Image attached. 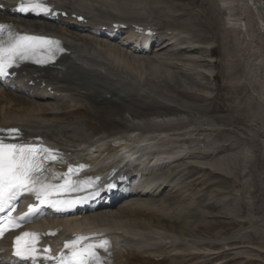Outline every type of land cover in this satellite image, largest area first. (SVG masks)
Here are the masks:
<instances>
[{
  "label": "bare ground",
  "instance_id": "1",
  "mask_svg": "<svg viewBox=\"0 0 264 264\" xmlns=\"http://www.w3.org/2000/svg\"><path fill=\"white\" fill-rule=\"evenodd\" d=\"M146 1L149 2V4L155 3L154 0H51V3L57 5L58 8L69 10L71 14L77 13L78 15H86L87 18H89L88 26L82 24L81 27H79L76 20L73 21L71 19H60L54 22L46 20L16 19L17 24L23 25L26 28L49 31L52 34L59 35L63 39L69 53L63 56L53 67L45 69H27L29 74L27 83L30 81L35 83L46 82L49 86L54 87L55 94L59 93L62 96L68 95L69 102L55 95L56 101L61 102L60 106H56L58 104V102H56V105L50 107L42 103L45 95L49 94L46 90L43 91L41 96L37 95L33 97L30 96V94H26L25 90L6 91L0 89V126H21L25 130V135L31 137L43 135L48 138L53 145L60 146L61 149L65 148L68 154L74 156H76L77 153L72 150L73 147L71 145L65 143V140L70 142L78 140L89 143L91 144L90 146L93 147H96L95 145L97 142H102L103 145L97 146V151H92L90 157L93 156L95 152L104 151L106 153H116L120 150L121 152L128 151L129 157L125 158L132 159L135 155L134 152L138 153V151H141L143 148L145 152L148 150L151 142H157L164 135H171L170 132L186 130L190 127L203 130V126L210 127L217 124L221 120L219 117H214L210 120L203 117H196V115H201L202 113L206 116L210 115V110H205V107L203 109L204 111L202 110L203 112H200V110L196 111L195 108L189 107L187 104L182 105L183 107H181L180 110L166 105H159L160 107L155 109L154 112L148 108L150 103L155 105L158 103L163 104L166 100L181 102L179 101L180 97L178 94H182L185 100H191V98L185 91H180L178 93L167 79L159 82L156 81V78H158L156 76L161 72V68L167 64L163 63L161 59L145 57L144 51L149 48V45H147V38L144 34H133L132 32H134V29L131 30V34H127V38H135L136 43H141L143 45V48H133L132 52H129L127 48H129L128 43L130 40L126 43H117L115 39L103 35V31L101 32L98 28L103 26L112 27L113 23L116 22H123L126 24L135 23L139 26H144L145 29L151 28L158 31L160 38H162V40L158 41V50L167 48L166 41H173V37L179 36V34H177L178 32H187L186 28L174 25L177 19L174 18L173 21L171 19H165V16V18L162 17V15L168 14L167 7L160 5L147 10L145 7L147 5ZM209 1L206 13L209 14L211 22L209 24L206 23L207 27H205L204 24L205 28H203L204 31L213 33L214 38L212 39H216L219 43V48L223 49L221 51L222 55L231 59L230 66L227 69L229 71H226L228 74L227 77L229 80H238V83H245L239 86V89L237 88L238 91L240 90L239 92H243L246 88L252 87L254 91L259 89L264 93V52H261V55L258 54L259 51L256 53V50H254L256 48L252 46L253 49L251 45L244 46L245 48L239 50V45L243 47L244 42L242 43L239 41L240 39L238 40L231 36V33L237 36L240 34L237 30V23L243 20L239 17L243 10H241L238 17L236 16L238 15L237 13L235 14L233 12L235 15L231 14V16L234 17L228 19L231 24V30L219 29L221 23L219 21L220 26L216 23L218 15L221 14L218 0ZM222 1L223 6H227L225 8L227 11L231 12V10H233L232 8L235 9L233 6L235 4H232L233 1ZM248 3L251 6H249V13L251 14L250 17H245L246 19L249 18V22L246 20L247 25L250 23L251 26L252 23L255 22L254 18L256 17L260 22L256 20L257 25L259 23L261 27L263 26L264 28V0H248ZM195 4H199V0H196ZM90 10L93 11L91 12ZM245 11L246 10H244V12ZM160 13L162 14L160 15ZM183 15L184 12L179 16ZM1 16L3 15H0V17ZM161 18L163 20H161ZM172 21L173 24H171ZM87 27L88 30H86ZM168 27L174 28L175 31L177 29L178 32L173 31L172 34L164 33L163 30L172 31V29ZM255 27L251 26L249 29ZM250 31L251 29L248 32ZM252 33H255V31ZM104 34H108V32ZM166 35L172 36L167 37ZM156 39L158 38L156 37ZM201 40L203 43L204 38ZM261 40L264 45V34ZM186 42L187 40H184V44L190 45V47L183 45L184 52H195L201 47L196 44V41H194L193 45ZM239 52L240 56L238 55ZM139 54L144 56H138ZM257 58H260V63L255 62ZM240 59H242V61ZM168 67L170 66L168 65ZM258 75H260L259 77L261 78L263 77L262 82L258 80ZM142 84L144 85L143 88L141 86ZM177 84H180L179 81H177ZM163 86L165 87L164 89ZM171 86H173V88ZM32 88L31 86L27 90ZM174 93L175 96H172L171 94ZM184 114H186L185 116H187L188 120H186L187 118L172 120L170 117L173 115L175 118V116L178 117V115ZM256 115L257 113H255V118L259 120V115ZM148 116L165 117L169 118V120H151L149 118L147 120L144 119L145 121L143 120L142 122L136 121L138 119L148 118ZM230 118L231 117H229V119ZM241 118H231V125L239 124L240 121L243 120H241ZM51 122L56 123L54 125L46 124ZM224 124L226 125V123ZM192 131L194 132V130ZM179 132L183 133L182 131ZM136 133L138 136H131ZM120 136L122 137L120 138ZM131 148H133V150H131ZM159 153L160 157H157L156 160L161 161L160 165L170 160H176L181 156L179 154H174L172 158H167L163 156L166 153ZM132 154L134 155L132 156ZM156 154L157 153L144 154L142 168L147 169V160L150 161L151 159H155ZM150 155L152 158L146 159ZM153 156L155 157L153 158ZM76 157L82 156L79 154ZM235 158L233 156H226L223 161H219L215 165H217L220 170L223 169L221 167L224 165L227 167L226 170H229L226 173H232L234 167L233 159ZM112 159L113 162H109L111 159L108 157L93 162L86 159L85 164L89 165V169L92 171L89 173V175H91L90 177L94 180L103 175H112V173H115L116 167L120 166L117 163L124 161V158L123 156L117 155ZM107 161L108 163H106ZM157 161H155V165H158ZM97 165L101 168L93 172L94 167H97ZM223 170L226 171L225 169ZM136 171H138L137 175L141 177L143 174L142 169ZM190 174H193V172ZM168 178L170 181L171 176ZM166 181L168 180L160 183L158 187H154L152 179H149L143 188L145 190L144 193L149 191L151 193L154 192V194H161V188L164 187L163 185L166 184ZM201 184L202 182H196V185ZM171 198L168 202H159L157 200L138 201L135 205L120 207L118 213L114 214L110 212V209H101L93 212L81 221L63 220L55 222L54 224L57 223L62 225L63 230L61 238L66 236V233H71L72 231L77 232L86 230L104 231L112 235L114 240V251L109 256L111 264H201L200 259L204 258L199 255L191 254L193 253L191 250L190 252L187 251L188 248L186 244L189 239L197 237L198 228L201 227L200 223L205 219V210L203 207L200 208L198 204L196 205L192 202H186L184 199L182 200L178 195L177 197H173V199ZM219 224L221 225L222 223ZM206 225L208 226V224ZM222 225H224V223ZM211 228L212 227H210V230ZM119 231H121V236L116 235ZM156 235H164L165 240L167 238V242L169 243L166 242L167 244H163L162 239L158 237L155 238ZM121 238H123L124 245H120L119 242L117 244V241ZM199 246L220 247V245L216 244H199Z\"/></svg>",
  "mask_w": 264,
  "mask_h": 264
},
{
  "label": "rangeland",
  "instance_id": "2",
  "mask_svg": "<svg viewBox=\"0 0 264 264\" xmlns=\"http://www.w3.org/2000/svg\"><path fill=\"white\" fill-rule=\"evenodd\" d=\"M195 1L196 0H154V4H149V2L146 1L147 5L145 7L147 10L160 5L167 7L168 14L162 15V17L165 16L166 18H164L169 20H173L174 18L177 19L174 25L187 29V32H183L188 33L184 36L186 37L185 40H187L186 43L189 42L193 45L194 41H196V44L201 46L199 47L200 49L197 47L198 49L195 52H184L182 47L185 45L184 41L176 44H171L170 42L172 41H167V48L156 51L158 50L156 47L155 51L146 53L145 57L161 59L163 63L167 64L161 68V72L156 76L158 77L156 81L159 82L167 79L178 93L180 91H185L191 98V100H185L182 94H178L180 97L179 101L181 102L163 100L165 103H158L156 105L150 103L148 108L154 112L158 107L166 105L180 110L181 107H183L182 105L187 104L189 107L195 108L196 111L200 110L201 112L205 107V110H210L211 112L209 116L202 113L201 115H196V117H203L208 120L219 117L221 120L213 126H203V130L200 129L201 131L190 127L186 130H179L183 133L179 131L170 132L171 135H164L157 142H151L150 146H153L154 149L157 148L159 152L166 153L163 155L164 157L172 158L174 154H179L181 155L179 157L180 159L178 158L177 161L169 162V164L155 173L166 174V177L160 179L161 182L168 180L166 184H164V187H162L161 194H153L152 192L140 198V196H137V193H135L125 200V204L135 205L136 202L144 200L168 202L171 197V199H173V197H177L178 195L182 200L184 199L186 202L198 204L200 208L203 207L205 210V219L200 223L201 229L198 228L197 237L189 239L186 244L188 248L187 251L190 252L191 250L193 252L191 254L199 255L204 258L200 259L204 262L199 260L201 264H264V202H262L264 201V93L259 89L254 91L252 87H248L245 91L239 92V86L245 83H238V80H229L227 77V72L229 70L227 69L230 66L231 59L222 55L221 51L223 49L219 48V43L216 39H212L214 38L213 33L204 31V28L207 27L206 25L211 22L209 14L206 13L210 1L199 0V4H195ZM231 2L235 4L233 5L235 9L232 8L233 10H231V12H227L225 7L221 8L223 1L218 0L221 14L218 15L216 23H218L217 25L219 26L221 23V27L218 26L219 29L231 30V24L228 19L234 18L231 14L235 15L237 13L238 15L236 16L238 17L241 10H243V13L241 12V16H239L243 20L237 23V30L240 34L237 36L231 33V36L238 40L240 39L239 41L242 43L244 42L243 47L239 45V50L245 48L244 46L251 45V47L254 46V48H256L254 49L252 47L256 50L255 52L257 53L259 51L258 54L261 55V52H264V45L261 40L264 34L263 26L261 27L259 24L260 22L255 17V22H253L251 26L256 27L253 29L250 28L251 31L248 32L250 30L249 27H251L250 23L247 25L249 18L246 19L250 17L251 14L249 13L250 5L248 0H231ZM244 10H246V13ZM183 12L184 15L179 16ZM228 13L231 14L227 19ZM161 14L162 13H160V15ZM161 20L163 19L161 18ZM256 20L259 22L258 25ZM173 21L171 24H173ZM200 27L204 28L202 29ZM254 31L255 33H252ZM177 34L182 36L180 32ZM202 37L204 38L203 43L201 42V39H203ZM124 39L126 40L128 38L125 37ZM198 40L201 43H199ZM185 46L190 47V45L187 44ZM135 48L137 47L135 46ZM132 49H128L127 51L132 52ZM238 55L240 56V52ZM138 56L144 55L139 54ZM240 60L242 61V59ZM259 61L260 58H257L255 62L260 63ZM238 64L240 65L239 61ZM168 65L170 67H168ZM212 74H214V76H211ZM259 76L260 75H258V80L262 82L263 77L261 78ZM177 81H179L180 84H177ZM141 86L143 88L144 85L142 84ZM173 86L171 87L173 88ZM164 88L163 86V89ZM171 95L175 96V93ZM54 102L55 100H49V103ZM255 113H257L256 116L259 115V120L255 118ZM185 115L186 114L178 115V117L174 115L175 118L171 115L170 117L172 120L177 118L186 119L187 116ZM229 117H235V119H240L242 117L241 120L243 119L242 121L244 122L240 121L239 124L231 125V118L229 119ZM149 118L151 120H169V118L165 117L148 116V118L146 117L136 121L142 122L144 119L147 120ZM186 120H188V118ZM224 123H226V125ZM192 130H194V132ZM131 136H138V134L136 133ZM71 144L75 145L77 150L88 148L87 145L85 146L80 142H73ZM226 156L238 158L233 159L234 167L232 169L233 171L231 170L232 173H226L229 170H226L227 167L224 165L221 168L226 171L223 169L220 170L218 166L215 165L217 162L223 161ZM154 157L155 156H153V158ZM149 158H152V156L150 155L146 159ZM149 167L152 166L148 165L147 169ZM192 172L193 174H190ZM169 176H171L170 181L168 178ZM160 181L153 186L156 184V186H158ZM196 182H202V184L196 185ZM111 211L113 213H118L119 209L115 207ZM204 223L208 224V226ZM219 223H224V225H220ZM210 227H212V231ZM157 237L163 240V244L168 241L167 238L165 240L164 235H156L155 238ZM122 241L123 238L118 240L119 244ZM199 244H216L220 245V247L213 248L212 246H199ZM120 245H124V242Z\"/></svg>",
  "mask_w": 264,
  "mask_h": 264
},
{
  "label": "snow or ice",
  "instance_id": "3",
  "mask_svg": "<svg viewBox=\"0 0 264 264\" xmlns=\"http://www.w3.org/2000/svg\"><path fill=\"white\" fill-rule=\"evenodd\" d=\"M16 10L34 13L51 11L43 0H21ZM42 47H47L49 53H53L54 50H63L59 47V41L20 35L15 31L14 26L0 23V76L7 75V70L19 61L34 59L36 63H46L47 60L39 58V49ZM5 131L6 135H0V213H4L6 209L8 213L13 211L16 206L15 202L24 193L33 195L41 205L48 204L57 211L82 202L83 198L79 200L49 199L54 192L64 189L69 183L67 179L64 185L49 182L56 179V176L51 174V168L45 167V163L47 160H56V156L52 154V150L31 143L6 142L19 137V130L0 129V133H5ZM72 171L69 168V172ZM86 183L92 184L93 182L87 181ZM97 194V192L90 193L92 196ZM37 211L36 207L30 206L29 211L18 219L9 215L6 222H0V236H3L6 226L8 228L19 227L20 222L30 220ZM36 236V233L29 232L17 236L14 256L27 260L34 251L28 246V241L34 240ZM88 239L85 236H78L66 243L65 247L71 250V255L67 258L62 256L59 264H104L97 249L107 252L108 242L105 240L99 244L88 243L81 246L80 242Z\"/></svg>",
  "mask_w": 264,
  "mask_h": 264
}]
</instances>
